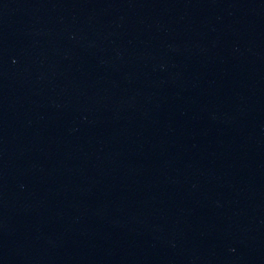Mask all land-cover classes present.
<instances>
[{
  "label": "water",
  "instance_id": "95a60500",
  "mask_svg": "<svg viewBox=\"0 0 264 264\" xmlns=\"http://www.w3.org/2000/svg\"><path fill=\"white\" fill-rule=\"evenodd\" d=\"M144 0H0V264H155Z\"/></svg>",
  "mask_w": 264,
  "mask_h": 264
}]
</instances>
